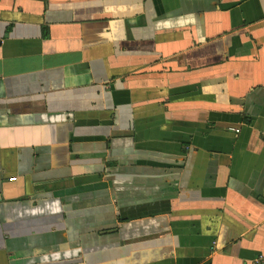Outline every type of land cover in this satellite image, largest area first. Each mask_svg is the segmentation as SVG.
<instances>
[{
  "label": "crops",
  "instance_id": "1",
  "mask_svg": "<svg viewBox=\"0 0 264 264\" xmlns=\"http://www.w3.org/2000/svg\"><path fill=\"white\" fill-rule=\"evenodd\" d=\"M264 0H0V264H254Z\"/></svg>",
  "mask_w": 264,
  "mask_h": 264
},
{
  "label": "built area",
  "instance_id": "2",
  "mask_svg": "<svg viewBox=\"0 0 264 264\" xmlns=\"http://www.w3.org/2000/svg\"><path fill=\"white\" fill-rule=\"evenodd\" d=\"M254 264H264V253L260 254Z\"/></svg>",
  "mask_w": 264,
  "mask_h": 264
}]
</instances>
